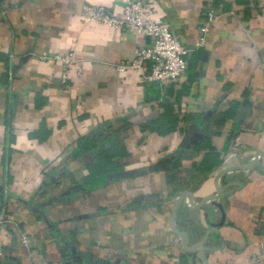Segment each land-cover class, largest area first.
<instances>
[{
	"label": "crops",
	"instance_id": "crops-1",
	"mask_svg": "<svg viewBox=\"0 0 264 264\" xmlns=\"http://www.w3.org/2000/svg\"><path fill=\"white\" fill-rule=\"evenodd\" d=\"M123 2L0 0V264H264V0H143L190 49L166 82L83 17Z\"/></svg>",
	"mask_w": 264,
	"mask_h": 264
},
{
	"label": "built area",
	"instance_id": "built-area-1",
	"mask_svg": "<svg viewBox=\"0 0 264 264\" xmlns=\"http://www.w3.org/2000/svg\"><path fill=\"white\" fill-rule=\"evenodd\" d=\"M121 10L122 14L118 16L111 7L86 6L83 17L85 20L91 19L114 25L123 31L132 30L149 39L148 43H139L135 46L132 58L118 64L121 70L128 68L138 70L148 81L176 80L186 70V56L190 49L180 42L167 23L154 19L143 0H124ZM216 17L215 11L207 12L206 21L199 26L201 37L196 43L197 46L203 44L204 36ZM47 57L60 61L65 71L70 64L76 62L74 48L66 54L53 53ZM78 68L81 69L80 64ZM238 145L239 140L236 139L231 145V150L235 152ZM5 222V213L0 211V232ZM22 241L26 243L27 237H23ZM2 253L3 247L0 241V255Z\"/></svg>",
	"mask_w": 264,
	"mask_h": 264
},
{
	"label": "water",
	"instance_id": "water-1",
	"mask_svg": "<svg viewBox=\"0 0 264 264\" xmlns=\"http://www.w3.org/2000/svg\"><path fill=\"white\" fill-rule=\"evenodd\" d=\"M220 194H221V192L218 191L217 194L212 195V196H213V197H217V196H219ZM184 196L191 197V194H190L189 192H184V193H182V194L180 195L179 199H181V198L184 197ZM210 197H211V196H210ZM208 198H209V197H208ZM179 199H178V201H179ZM179 236H180V238H181V241L184 243V246L187 248V245H186V244H187V243H186V235H185V233H180V232H179ZM189 249H190V250H199V252L201 253L202 250H203V247H202V244L199 243V244H197V245H194V246L190 247ZM204 261H205V264H206L207 261H206L205 258H204Z\"/></svg>",
	"mask_w": 264,
	"mask_h": 264
},
{
	"label": "trees",
	"instance_id": "trees-1",
	"mask_svg": "<svg viewBox=\"0 0 264 264\" xmlns=\"http://www.w3.org/2000/svg\"><path fill=\"white\" fill-rule=\"evenodd\" d=\"M107 156H108V152H107V151H104V152L101 153L100 158H101V159H104V158H106ZM103 164H104V163H103ZM105 170H108V169H105Z\"/></svg>",
	"mask_w": 264,
	"mask_h": 264
}]
</instances>
